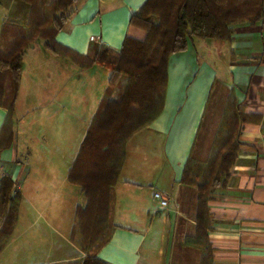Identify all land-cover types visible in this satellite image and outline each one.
I'll return each mask as SVG.
<instances>
[{
  "label": "crops",
  "instance_id": "crops-1",
  "mask_svg": "<svg viewBox=\"0 0 264 264\" xmlns=\"http://www.w3.org/2000/svg\"><path fill=\"white\" fill-rule=\"evenodd\" d=\"M144 1L78 0L55 40L80 56H90L100 45L120 49L125 37L141 41L144 31L133 28L128 21ZM195 39L189 41L186 50L169 58L161 113L127 143L125 161L113 189V230L109 241L98 251L99 259L105 263L201 264L204 248L185 244L186 237L194 236L196 231L197 190L181 184L180 177L188 158L197 162L209 159L231 97L248 122L242 125L239 153L228 182L224 188L214 190L209 202L211 224L207 242L212 264H264V22L236 26L229 41L216 45L221 52L216 64L213 60H196ZM28 50L34 49H27L21 60L13 142L0 152V177L12 180L21 195L17 222L0 252V264H30L20 249L19 262L3 261L9 246L19 241L23 227L29 232V242L37 240L38 230L34 232L33 227L39 220L44 226L38 231L42 241H48L52 233L61 237L43 220L48 203L45 195L51 193L48 184L52 181L48 178L59 174L61 184L77 187L82 196L79 187L67 180V171L63 174L48 170L50 161L64 158L52 149L62 145L61 126L53 122L66 121L73 106L80 112L86 110L83 122L80 117L75 118L81 127L75 136V150L70 158L73 160L110 77L100 66L83 69L71 65L66 58L44 55L33 77L29 76L31 89L22 84V61ZM78 71L99 75L96 85L91 89L90 84L80 85L82 88H77L75 95L70 87H74ZM55 78L58 85L48 84L49 90L45 91L47 105L35 106L44 93L36 83H49ZM6 116L7 110L0 106V134ZM155 191L167 194L165 208H159L153 200ZM66 199L70 201L68 193ZM77 205L80 204L73 206L72 225ZM27 255L29 259L36 257L30 250Z\"/></svg>",
  "mask_w": 264,
  "mask_h": 264
},
{
  "label": "trees",
  "instance_id": "trees-1",
  "mask_svg": "<svg viewBox=\"0 0 264 264\" xmlns=\"http://www.w3.org/2000/svg\"><path fill=\"white\" fill-rule=\"evenodd\" d=\"M72 1L76 3L78 0ZM71 14L72 11L69 16ZM68 17L55 24L52 32L44 37L45 49L52 54L65 53L73 56L78 60L76 64L83 69L97 65L108 70L128 72L129 80L121 101L114 103L108 99L104 102V97L100 101L68 173L69 182L79 187L85 200L84 205H77L74 209V220L78 227H82L83 221L91 226L97 221L95 218L99 213L103 214L100 218L103 229L98 227L94 230L99 241L96 251L93 257H86L81 264H108L99 259L98 251L109 241L113 230V189L125 161L127 143L137 132L155 120L163 109L170 56L186 50L193 38L229 41L236 26L263 23L264 0H145L131 13L128 21L131 26L138 25L145 31L144 39L139 41L125 37L117 50L100 45L92 51L93 57L77 55L55 40L57 32ZM30 43L12 45L6 58L0 55V73L5 70L11 75V81L4 84L11 91V95L0 94V106L7 110L0 134V152L9 148L13 142V111L21 74V60ZM137 51L144 56L137 71L133 72L131 66L127 67L123 61L128 54ZM138 92H146L149 97L141 101ZM114 104H117L121 113L115 116L113 114L111 124L117 125L119 131L127 128L130 133L119 134L117 140L109 141L103 146L101 138L105 135L102 134L101 125L110 122L108 116L112 115ZM246 122L248 117L243 115L241 107L229 97L209 159L206 162H197L188 158L180 177L181 184L194 186L197 190L196 231L194 236L186 237L185 244L204 248L201 264H212L211 247L207 242V231L211 224L209 202L213 200L214 190L224 188L228 182L239 153L241 128ZM7 126L11 128L8 135L3 137L2 132ZM91 149H96L91 156L96 155L99 162L103 160L101 165L98 164L101 171L97 180H94L97 175L95 168L87 172L80 169L83 157ZM196 171H202V176L198 177L200 174ZM193 172L196 178L193 177ZM208 189L211 191L205 197ZM20 200L21 195L12 180L5 176L0 177V252L15 228ZM71 235L74 233L71 232Z\"/></svg>",
  "mask_w": 264,
  "mask_h": 264
},
{
  "label": "rangeland",
  "instance_id": "rangeland-1",
  "mask_svg": "<svg viewBox=\"0 0 264 264\" xmlns=\"http://www.w3.org/2000/svg\"><path fill=\"white\" fill-rule=\"evenodd\" d=\"M75 6L76 3H74L72 0H0V55H2V58L8 57L6 55L10 51L12 45L19 46L20 43L23 44L31 42L27 49L31 47L34 49L28 50L25 54V58L22 61V84H27V86L31 87V83L28 82V79L30 80V77H33L35 73V67L37 68L38 63H40L41 60H44V55H47V57H52L51 55L57 58L63 57L69 60L71 65H75L76 63L78 64V60H76L73 56L66 55L65 53L61 55L50 54V51V53L44 52L42 48V46L44 47V37H46L48 33L52 32L55 24L60 23L65 18H67ZM133 28L144 31L138 25L133 26ZM194 42L196 52L195 58L199 62L205 60L207 63H209L210 60H213L212 62L216 64V60L221 58V52H219V49L216 47V45L223 42L202 38H196ZM41 51H43L42 53L45 54L41 55ZM93 56L94 53H91L90 57ZM143 56L144 54L140 51H137L134 54H128L123 63L129 68L131 66V71L135 72L141 63ZM53 68H56V65H54ZM101 68L104 69L103 71H108L110 75L109 80L111 79V84L108 82L107 92L105 91L103 95L104 102L109 99L114 103H119L125 94V89L128 84V72L123 73L118 72L116 69L108 70L104 67ZM98 75V72H90L86 74L82 71H78V73H75L76 83L74 87H70V91L72 94L76 95L78 93L77 88H82L80 85H85L88 87L89 84L91 89L93 84L96 85ZM10 81L11 75H9V72L5 70L2 71L0 73V94H3V96L11 95V91L7 89V86L4 87V84L9 83ZM55 81H57L56 78L54 81L49 83H36V85L39 87V91H43L44 93H42L40 98L36 100L35 106L41 107L47 105L48 99L45 91L48 89V84H50V87L58 85V83ZM138 96L141 101H144L149 97V94L146 92H138ZM114 105L115 106L113 107L112 115L108 116V121L110 120V122L103 123L101 125L102 134L105 135L101 138V143L103 146L108 144L109 141L113 142L117 140L119 134L126 135L130 133L127 128L123 129V131H119L117 129V125L111 124V117H113V114L115 116L120 115L121 113L120 108L117 109V104ZM85 112L86 110L80 112L78 111L77 107L73 106L70 108V119L68 117L66 121L64 120V125L63 122H53V124L61 126L60 130L62 131V145L54 146L52 149L58 153V156L59 154H62L64 158L61 161H58L57 159L50 161V163H48V170L54 171L56 173L61 172L63 174L67 171V180L69 170L77 155L76 152L74 159L70 160L75 150V136L81 127V124L78 125V123H75V118L80 117V122H83L87 117ZM10 128L11 127L8 126L5 127L4 131L2 132L3 137L8 135ZM36 148L37 147H35V149ZM95 151L96 149H91L90 152H87V154L83 157V162L81 163L80 169L83 170V172H87L95 168L97 175L95 176L96 178H94V180H97L99 171H101V168L98 166V164L101 165L103 160L99 162L96 155L91 156V154L95 153ZM35 164L39 165L40 163ZM44 165H46V163H44ZM196 173L200 174L198 177L202 176V171H196ZM54 176L55 177L48 178L50 181H52L48 184L49 191L51 193H46V195L44 194L45 198L48 200V203L44 209L43 220L44 222H46L45 220L48 221L50 227L53 230L52 232L58 231L63 235L64 238H62V235L59 237L56 233L51 232L52 234L48 236L49 240L42 241L38 231L40 232L42 229H44V226L42 221L39 220L36 222V226L33 227L34 232L35 229L36 231L38 230L36 237L37 240H30L29 242V232L25 231L26 229L24 230L23 227L24 231L21 229L22 234L20 235L19 241L16 242L15 246L13 243L9 246L3 256V261L6 260L10 262H19L23 255L26 256V263L30 264H42L45 261L52 260L54 262L51 264H81V262L86 257H93L99 243L94 234V230H97L98 227H101L103 224V222L100 220L103 214L98 212L99 216L95 218L98 222L94 221L91 226H88L85 221L82 222V227H78L77 221H75L72 225L71 222L73 218L74 204L84 205L85 200L78 194V190H76L78 189L77 187L73 186L72 188L65 184H61V179L58 178L59 174H55ZM195 176L196 175L193 172V177L196 178ZM100 178L102 179L101 176ZM210 191L211 189H208L204 196L206 197L207 193ZM66 193H68L70 201H65L67 200ZM41 206H43V203H40V207ZM101 229L103 228L101 227ZM71 232L74 233L73 236L71 235ZM19 249L21 250L22 255H19ZM29 250L30 252H34V256L36 257L29 259V257H27Z\"/></svg>",
  "mask_w": 264,
  "mask_h": 264
},
{
  "label": "built area",
  "instance_id": "built-area-1",
  "mask_svg": "<svg viewBox=\"0 0 264 264\" xmlns=\"http://www.w3.org/2000/svg\"><path fill=\"white\" fill-rule=\"evenodd\" d=\"M152 198L155 202H157L159 208L163 209L167 206V194L155 191L153 192Z\"/></svg>",
  "mask_w": 264,
  "mask_h": 264
}]
</instances>
